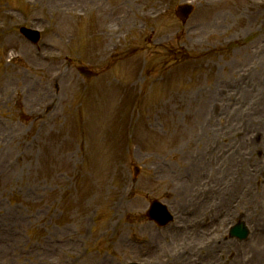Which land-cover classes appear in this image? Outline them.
<instances>
[{
  "label": "rangeland",
  "instance_id": "1",
  "mask_svg": "<svg viewBox=\"0 0 264 264\" xmlns=\"http://www.w3.org/2000/svg\"><path fill=\"white\" fill-rule=\"evenodd\" d=\"M184 2L195 6L185 23ZM152 199L182 229L139 219ZM239 220L247 240L229 236ZM237 256L264 264V8L0 0V264Z\"/></svg>",
  "mask_w": 264,
  "mask_h": 264
},
{
  "label": "bare ground",
  "instance_id": "2",
  "mask_svg": "<svg viewBox=\"0 0 264 264\" xmlns=\"http://www.w3.org/2000/svg\"><path fill=\"white\" fill-rule=\"evenodd\" d=\"M63 76H64V74L56 75V76H53L51 79H52L54 82L57 83V81H58L61 77H63ZM51 84H52V86L54 85L53 82H51ZM30 88H31V86L25 85V89H27V92H29ZM16 93H17V92H16ZM17 94H18V93H17ZM45 95L48 96V97H46ZM44 98H46V103H45L46 108H49V107L53 106L54 103H56V102H55L56 96H55L53 93H51L50 91H45V92H44ZM47 99L49 100L48 102H47ZM41 106H42V105H41ZM39 107H40V106H39ZM180 252H182V251H178V254H179ZM184 252L189 253V252H191V251L185 249ZM237 252H238L239 254L242 253L240 250H237ZM148 255H150V253H149ZM239 259H240V257L237 256V258H236V260H235L236 264H237V261H238ZM205 260L208 262L210 259H209L208 256H206ZM244 261H245V258H243V261H242L243 264H244ZM219 264H221V263H219Z\"/></svg>",
  "mask_w": 264,
  "mask_h": 264
},
{
  "label": "water",
  "instance_id": "3",
  "mask_svg": "<svg viewBox=\"0 0 264 264\" xmlns=\"http://www.w3.org/2000/svg\"><path fill=\"white\" fill-rule=\"evenodd\" d=\"M191 7L187 6L185 8H180V13L181 15H183V17H186V15L191 11ZM157 210L159 211L160 215L162 216V219H166L167 218V211L165 206L161 205V204H156L153 203L152 204V209H151V213L153 215L154 211Z\"/></svg>",
  "mask_w": 264,
  "mask_h": 264
}]
</instances>
